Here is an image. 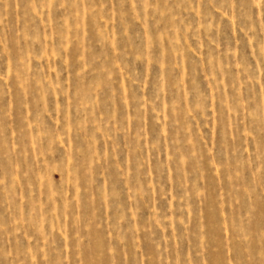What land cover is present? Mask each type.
Listing matches in <instances>:
<instances>
[{"label": "rangeland", "instance_id": "rangeland-1", "mask_svg": "<svg viewBox=\"0 0 264 264\" xmlns=\"http://www.w3.org/2000/svg\"><path fill=\"white\" fill-rule=\"evenodd\" d=\"M0 264H264V0H0Z\"/></svg>", "mask_w": 264, "mask_h": 264}]
</instances>
